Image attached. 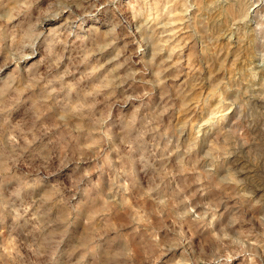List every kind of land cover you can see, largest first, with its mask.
<instances>
[{
	"label": "clouds",
	"instance_id": "obj_1",
	"mask_svg": "<svg viewBox=\"0 0 264 264\" xmlns=\"http://www.w3.org/2000/svg\"><path fill=\"white\" fill-rule=\"evenodd\" d=\"M0 264H264V0H0Z\"/></svg>",
	"mask_w": 264,
	"mask_h": 264
},
{
	"label": "rangeland",
	"instance_id": "obj_2",
	"mask_svg": "<svg viewBox=\"0 0 264 264\" xmlns=\"http://www.w3.org/2000/svg\"><path fill=\"white\" fill-rule=\"evenodd\" d=\"M179 118V117H178Z\"/></svg>",
	"mask_w": 264,
	"mask_h": 264
}]
</instances>
